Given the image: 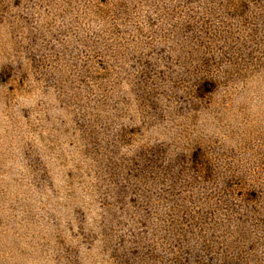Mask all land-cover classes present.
Returning <instances> with one entry per match:
<instances>
[{
    "label": "rangeland",
    "instance_id": "rangeland-1",
    "mask_svg": "<svg viewBox=\"0 0 264 264\" xmlns=\"http://www.w3.org/2000/svg\"><path fill=\"white\" fill-rule=\"evenodd\" d=\"M0 264H264V0H0Z\"/></svg>",
    "mask_w": 264,
    "mask_h": 264
}]
</instances>
